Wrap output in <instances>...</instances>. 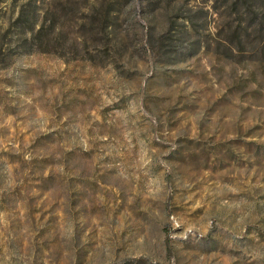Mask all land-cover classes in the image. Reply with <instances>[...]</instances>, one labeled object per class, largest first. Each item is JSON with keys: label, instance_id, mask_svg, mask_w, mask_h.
I'll return each mask as SVG.
<instances>
[{"label": "rangeland", "instance_id": "374dc122", "mask_svg": "<svg viewBox=\"0 0 264 264\" xmlns=\"http://www.w3.org/2000/svg\"><path fill=\"white\" fill-rule=\"evenodd\" d=\"M211 3L0 0V264H264V26Z\"/></svg>", "mask_w": 264, "mask_h": 264}, {"label": "trees", "instance_id": "16d2710c", "mask_svg": "<svg viewBox=\"0 0 264 264\" xmlns=\"http://www.w3.org/2000/svg\"><path fill=\"white\" fill-rule=\"evenodd\" d=\"M209 1V0H206ZM218 1H221V6L225 10H233L238 13L239 11L241 12V16H243L246 21L248 26L254 30L256 33L264 26V0H211V7L217 11L219 7L216 6V3ZM253 10H256L260 13L254 15ZM42 31V27H39L34 33H33V41L39 43L36 37L34 35H40ZM238 26L231 32L229 33L227 39L228 45L232 46H240L241 41L239 40L238 36ZM247 36V35H246ZM130 260H125L122 263L118 264H127L129 263Z\"/></svg>", "mask_w": 264, "mask_h": 264}]
</instances>
